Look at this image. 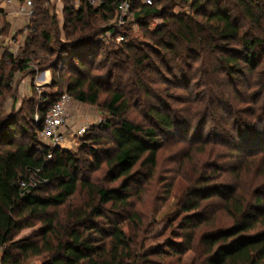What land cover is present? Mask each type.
I'll use <instances>...</instances> for the list:
<instances>
[{
    "label": "trees",
    "instance_id": "16d2710c",
    "mask_svg": "<svg viewBox=\"0 0 264 264\" xmlns=\"http://www.w3.org/2000/svg\"><path fill=\"white\" fill-rule=\"evenodd\" d=\"M120 1L103 0L95 9L84 1L85 5L74 12L64 5V22L74 26L73 31H64V36L68 40L74 38V33L80 30L76 24L84 14L103 17L113 14ZM128 1L131 4L129 12L137 10L134 13L137 20L153 16L164 19V24L149 36V42L157 48L150 51V55L133 45L124 47L129 54L124 74L127 79L131 78L130 83H134L138 91L147 96L150 92L146 83H151V79L146 73L176 70L180 84H184V68H191L188 63H195L207 53L217 54L227 84L231 79L252 73L260 64L264 39L243 28L264 24L263 2L190 0L188 15L168 16L156 7L161 0L151 6H144L139 0ZM33 4L31 32L25 39L20 58L0 57V61L4 60L9 67L5 76L0 75V97L11 90L15 73L28 70L34 52H51L49 45L57 34L52 8L45 5L46 0H33ZM110 31L111 28L107 30ZM79 43V40L71 41L64 48L57 49L59 57L56 61L43 63L51 64L53 68L61 62L60 54L66 52L63 50L70 52L69 57L75 63H66V58L63 61L72 72L65 84L66 92L62 94L70 95L79 103L96 105L101 90L97 81L72 77L96 54L94 50L88 58H81L77 53ZM49 55L52 56L53 52ZM205 87L210 89L208 85ZM262 92L264 97V89ZM62 94L48 101L47 108H37L38 123L34 134L40 130L49 107ZM101 106L111 115V120L92 128L86 140L95 145L102 142L106 147H87L85 151L89 159L80 166L71 152L61 148L52 149L51 159L47 160L48 149L40 150L31 141L16 143L15 122L12 117H2L0 105V264H22L34 257H43L40 264H154L153 260L159 257L162 260L175 258L193 248L194 231L205 221L200 207L213 197L220 200L219 210L231 219L232 224L227 229L202 234L200 241L206 249L200 264H264V181L254 184L264 178V170L255 168L252 172L246 169L244 176L250 180L244 183L239 181L238 165L223 170L231 178L226 176L228 180L223 185H209L213 179L211 176L214 177L219 170L209 167L211 176L207 175L203 186L190 190L185 197L187 201L178 204L175 217V220L180 218L178 233H173L172 240L179 241H170L164 250L146 254L144 244L152 229L130 208V187L139 177L136 171H132L137 166L149 174L156 164L160 139L185 136L191 127L186 125L181 129L172 113L150 104L146 114L149 125L128 120L124 116L128 110L127 102L120 91H113ZM256 110H259L263 122L264 103L251 114ZM211 116H215L214 113ZM233 122L235 120H229L222 124L223 127L215 125L216 129L205 138L197 134L196 140L202 145L220 140L229 162L235 155H242L243 160L254 159L258 153L263 157L264 125L242 121L239 126L240 122H237V131L233 133ZM96 131H106L109 135L103 139L96 136ZM34 134L30 135V140L35 139ZM102 158L107 169L103 181L108 184L119 181L117 186L98 184L83 173V169L97 168ZM37 170L41 182L35 187L20 188L19 180ZM76 199H80L78 203ZM36 225L39 227L35 233L16 239L21 231Z\"/></svg>",
    "mask_w": 264,
    "mask_h": 264
},
{
    "label": "rangeland",
    "instance_id": "374dc122",
    "mask_svg": "<svg viewBox=\"0 0 264 264\" xmlns=\"http://www.w3.org/2000/svg\"><path fill=\"white\" fill-rule=\"evenodd\" d=\"M51 12L54 15L57 26V34L54 36L49 47L51 52L42 53L34 52L31 56V62L28 70L17 72L12 80L11 90L5 92L0 97L1 115L3 118L12 117L15 122L14 131L16 143H35L39 145L38 136L35 133L34 117L37 114L38 107H48V101L57 98L60 94L66 92L65 84L72 71L63 64L64 59L73 61L70 52L60 54L61 62L59 66L51 68V64L45 65L44 61H56L58 59L57 49L64 48L71 41L79 40L77 45L81 58H88L94 50L95 57L86 64L85 67L75 72L72 77L85 78L86 81L96 80L100 86V94L96 105L79 103L72 98V103L67 109L66 124L63 131L64 140L60 146L61 149L71 152L77 159L78 163L88 161L85 149L87 147L105 148L104 143L98 145L90 144L87 141L91 129L111 120V115L102 108V103L109 99L113 91L124 93L128 110L124 116L140 125H149L147 114L148 105L165 108L172 113L178 120L181 129L191 127L185 136H170L160 139V148L157 150L155 167L148 173L139 170L137 166L132 173L139 174L138 179L130 187L129 204L130 208L137 212L142 220L152 229L151 233L144 244V252L153 253L165 249L172 236L178 233L179 219L175 220L179 211L178 204L185 200L186 194L192 190H197L203 186L204 181L211 176L208 169L213 167L217 170L216 174L211 176L212 180L209 185H223L227 182V172H223L226 167L238 165L237 171L240 174V180L247 182L250 180L246 177V169L254 171L255 168L264 170V156L260 153L254 159L243 160V156H232L229 162L226 149L222 142L215 144H200L197 134L205 138L210 131L216 129L215 125L223 127L227 121L235 123L247 121L251 124L263 126L257 106L264 103V97L261 95L264 89V51L261 52L260 64L250 74L231 79L229 84L227 78L221 72L222 68L218 62L217 54H205L202 59H198L191 68H184L185 83L180 84L178 80L179 72L176 70L168 72L155 71L146 75L151 79V83H146L149 95L143 91H138L134 83H130L131 78L127 79L124 74L125 65L128 64V51L125 46L133 45L145 54H151L154 48L149 42V36L164 24V19L157 16L137 20L132 11L127 14L123 23L119 22L118 13L90 15L89 13L82 16V20L77 23L78 29L74 33V38L68 40L64 36V31H73V25L70 22H64L62 9L65 6L71 11H77L85 5L84 0H48ZM264 3V0H256ZM190 0H161L157 5L158 10H163L166 15H180L190 13ZM191 15V14H190ZM111 28L108 33L107 30ZM249 34L257 35L264 39V24L254 26L253 24L243 28ZM25 38H22V48L13 58H20L22 49H24ZM1 48H4L2 46ZM0 48V57L10 58L5 48ZM97 48H100L97 51ZM93 50V51H92ZM55 53V54H54ZM149 54V55H150ZM65 63V62H64ZM73 63H75L73 61ZM7 63L0 61V75H6L8 70ZM45 75L44 81L40 79ZM173 75V76H172ZM203 75L206 77L203 79ZM128 81V82H127ZM205 85L210 89H206ZM260 95V96H259ZM261 97V98H260ZM259 99V100H258ZM163 105V106H162ZM214 113L215 116H211ZM39 115V114H38ZM209 116V117H208ZM260 120V121H259ZM214 121V122H213ZM218 121L220 124L215 122ZM234 123V122H233ZM233 124L232 132L237 131V125ZM177 124V126H179ZM86 127V132L81 137H75L74 133L79 127ZM227 127V126H224ZM26 131L24 132L23 129ZM34 134L35 139L30 140V135ZM103 139L108 137L109 132L96 131V136ZM218 141V140H217ZM231 157V156H230ZM250 161V162H249ZM138 169V170H137ZM106 166L103 158L100 159L97 168L91 170L83 169V173L91 181L107 186H117L118 182L108 184L103 181L106 175ZM252 171V172H253ZM264 178H260L254 184L262 183ZM262 181V182H261ZM264 197V195H263ZM80 199H76L78 203ZM220 200L211 198L203 202L200 210L204 215L205 221L199 224L194 231L193 248L181 253L175 258L154 259V264H200L204 258L206 246L200 241L202 234L224 230L231 226V219L221 210ZM186 215V214H181ZM180 216V217H181ZM39 225H36L29 235L35 233ZM174 233V234H173ZM176 259H179L176 262ZM43 257L29 258L22 264H40Z\"/></svg>",
    "mask_w": 264,
    "mask_h": 264
},
{
    "label": "built area",
    "instance_id": "2783aa9c",
    "mask_svg": "<svg viewBox=\"0 0 264 264\" xmlns=\"http://www.w3.org/2000/svg\"><path fill=\"white\" fill-rule=\"evenodd\" d=\"M91 8L95 9L101 5L103 0H84ZM158 0H139V2L144 6H151ZM33 0H0V16L4 13L9 16L18 17L24 20V26L20 32V38L27 37L30 32L31 19L33 17ZM131 8L130 1L121 0L116 12L119 16V22L123 23L127 18ZM1 29V28H0ZM4 46L5 50L9 55L15 56L18 54L22 48L21 39L14 33L9 34V36L4 37L0 30V48ZM4 48H1L2 50ZM23 51V49H22ZM21 51V52H22ZM45 75L40 77L44 81ZM72 103V97L68 94H62L47 110L45 113L40 130L37 132L38 136V149H48L46 159H51L50 151L55 148H60L64 136L63 131L67 127L66 124V114L67 109ZM35 124L38 123V117H34ZM86 127H79L75 133V137H81L86 132ZM38 170L35 173L30 174L26 179L19 180V187L22 189H27L29 187H35L41 182L38 175Z\"/></svg>",
    "mask_w": 264,
    "mask_h": 264
},
{
    "label": "crops",
    "instance_id": "0c3cea01",
    "mask_svg": "<svg viewBox=\"0 0 264 264\" xmlns=\"http://www.w3.org/2000/svg\"><path fill=\"white\" fill-rule=\"evenodd\" d=\"M46 6L49 5V1L46 0ZM24 20L18 17L9 16L6 14H2L0 16V30L4 37L9 36V34L14 33L18 36V39H21L20 32L22 27L24 26ZM44 79V78H43ZM32 229H25L20 232V234L17 236L16 239L24 238L29 236L28 232H30Z\"/></svg>",
    "mask_w": 264,
    "mask_h": 264
}]
</instances>
